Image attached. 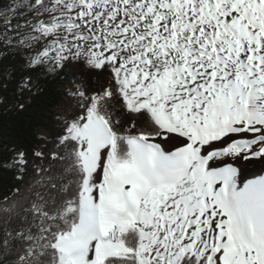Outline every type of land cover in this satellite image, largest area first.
<instances>
[{"label": "snow or ice", "instance_id": "obj_1", "mask_svg": "<svg viewBox=\"0 0 264 264\" xmlns=\"http://www.w3.org/2000/svg\"><path fill=\"white\" fill-rule=\"evenodd\" d=\"M5 9L18 22L0 12V49L28 69L76 62L107 80L66 93L78 103L30 180L12 158L24 186L0 198V264H264V176L234 166L264 164V0Z\"/></svg>", "mask_w": 264, "mask_h": 264}, {"label": "trees", "instance_id": "obj_2", "mask_svg": "<svg viewBox=\"0 0 264 264\" xmlns=\"http://www.w3.org/2000/svg\"><path fill=\"white\" fill-rule=\"evenodd\" d=\"M6 1L0 0V12ZM24 76L32 79L31 91H21L18 86L17 82ZM106 80L105 74L76 62L58 71L30 70L23 52L0 49V198L17 186H24V182L17 179V169L10 166L12 158L18 152L25 153L29 167L24 181L30 180L33 150L50 146L61 132L62 122L67 117H63L58 108L69 95L66 94L70 92L67 83L91 94Z\"/></svg>", "mask_w": 264, "mask_h": 264}, {"label": "rangeland", "instance_id": "obj_3", "mask_svg": "<svg viewBox=\"0 0 264 264\" xmlns=\"http://www.w3.org/2000/svg\"><path fill=\"white\" fill-rule=\"evenodd\" d=\"M27 3V0H7L6 5L11 6L13 9L18 8L21 5H24ZM24 9H21L23 11ZM2 13L6 14L9 19L12 20L13 24L17 23L18 20L13 18V13L7 12V10L2 9ZM3 15H0V33H3L4 26H3ZM22 23V21H19ZM0 41H2V36H0ZM67 87L70 92H82L75 84L67 83ZM78 103V97L74 95H68L65 100L62 102V104L59 106L58 111L63 117H67L75 108V105Z\"/></svg>", "mask_w": 264, "mask_h": 264}, {"label": "bare ground", "instance_id": "obj_4", "mask_svg": "<svg viewBox=\"0 0 264 264\" xmlns=\"http://www.w3.org/2000/svg\"><path fill=\"white\" fill-rule=\"evenodd\" d=\"M256 162L253 164H249L248 161L240 160L238 163L234 162V166H236L240 170V174L238 175V180H253L257 179L260 176H264V164L259 163V158H255Z\"/></svg>", "mask_w": 264, "mask_h": 264}]
</instances>
